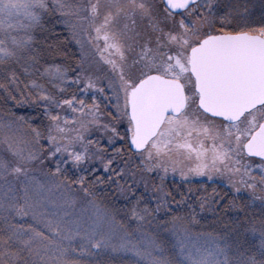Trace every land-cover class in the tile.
I'll use <instances>...</instances> for the list:
<instances>
[{
	"label": "snow or ice",
	"instance_id": "snow-or-ice-1",
	"mask_svg": "<svg viewBox=\"0 0 264 264\" xmlns=\"http://www.w3.org/2000/svg\"><path fill=\"white\" fill-rule=\"evenodd\" d=\"M0 101V264H264V0H0Z\"/></svg>",
	"mask_w": 264,
	"mask_h": 264
},
{
	"label": "rangeland",
	"instance_id": "rangeland-1",
	"mask_svg": "<svg viewBox=\"0 0 264 264\" xmlns=\"http://www.w3.org/2000/svg\"><path fill=\"white\" fill-rule=\"evenodd\" d=\"M252 2L256 5V12L258 14L259 12V5H260V0H252ZM48 27H50L52 29L53 32L55 33H59L60 35L58 37H53V39H59L60 41H63V48L62 51L65 53L64 57H57L55 59V63H63L66 66H68L69 68L72 66V64L78 60V47L75 44V41L72 40V38L69 36L67 30L63 29L61 25L57 24L56 20L53 19L50 24L48 25ZM49 59L51 60L52 58L49 57ZM75 90V86L73 85L72 87L69 88V92L74 91ZM5 106L3 105V102L0 101V116L4 115V111L3 108ZM7 107H12V103L9 102V104L7 105ZM102 109H103V105H102ZM13 111L15 112L16 116H26V117H30V116H34L35 113L33 112V110L30 107L24 106L19 108L18 110L16 108H13ZM45 126H46V121L44 122ZM41 122L40 120H36L34 122L33 126H40ZM121 131H123V128H121ZM94 135L90 136V139H100V132L97 130H94ZM101 144L104 146H107L106 144V139L101 141ZM116 147H120L119 144L116 145ZM109 152H111V148H109ZM250 163L253 164H259L260 160L258 158H253V160L250 161ZM102 169L97 170L96 175H102ZM254 174L258 175L257 172H254ZM137 179H139V175L137 176ZM152 178H149V193L148 195L150 196L151 194V190H152ZM155 183L159 184L160 181L158 178L155 179ZM201 185L204 186V188L207 189V193H212L213 188H216V190L218 192H220L221 196H223L225 193L229 194L228 199L230 200L232 198V190L231 188H229L227 186V182L224 179L221 178H217L214 181H208L206 177L204 178H190V180L186 183L185 181H183L181 179V177L179 175H172L169 174L168 177L165 179L164 181V191H172L173 193H178L180 191H187V187L191 186L193 188V190L195 191L198 187H200ZM140 191L143 192L144 188H143V184L140 185ZM203 192H196V195H202ZM110 196H118V193L115 192V190L113 189L110 193ZM242 196H246V193H241ZM177 199H179L180 197L177 195L176 197ZM220 197H217V199H219ZM228 201H225V203H227ZM117 206H123V202L118 200L117 202ZM173 207H175V205H173ZM198 210V209H197ZM205 217V220L202 221L203 224H205V226L212 221L213 217L211 215V213H203L201 214ZM205 230H210L205 228Z\"/></svg>",
	"mask_w": 264,
	"mask_h": 264
},
{
	"label": "trees",
	"instance_id": "trees-1",
	"mask_svg": "<svg viewBox=\"0 0 264 264\" xmlns=\"http://www.w3.org/2000/svg\"><path fill=\"white\" fill-rule=\"evenodd\" d=\"M202 178H204V177H202Z\"/></svg>",
	"mask_w": 264,
	"mask_h": 264
}]
</instances>
